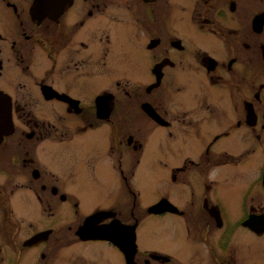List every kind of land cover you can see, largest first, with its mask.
Here are the masks:
<instances>
[{"label": "flooded vegetation", "instance_id": "af4514ba", "mask_svg": "<svg viewBox=\"0 0 264 264\" xmlns=\"http://www.w3.org/2000/svg\"><path fill=\"white\" fill-rule=\"evenodd\" d=\"M263 46L264 0H0V264H239L237 228L264 237L242 224L264 213Z\"/></svg>", "mask_w": 264, "mask_h": 264}, {"label": "rangeland", "instance_id": "374dc122", "mask_svg": "<svg viewBox=\"0 0 264 264\" xmlns=\"http://www.w3.org/2000/svg\"><path fill=\"white\" fill-rule=\"evenodd\" d=\"M155 151L154 148L151 146L148 151V157L149 154L151 155L152 152ZM128 152V151H127ZM259 163L258 165H260ZM168 165V164H167ZM165 164H162L161 167L157 165L156 163H153V161H149L148 158H145L140 165L139 169L137 171L144 172V171H150L152 169L154 170H169L168 166ZM248 164H233L234 168L226 166L222 167V171H229V176L233 177L230 179V182L234 184V188L230 189L226 187L228 183H223L221 187L218 189L217 194L221 196L222 203L224 207L227 208L226 213L229 214L231 218H241L245 216V210L242 206H233L231 207L235 202H238L239 198L236 195V189L235 186L241 183L237 178L236 171L237 170H244L247 169ZM258 167V166H257ZM257 168H255L256 170ZM145 183H142V202L143 203H151L153 200L156 199V197H159L160 195L166 193L167 191L172 192V189L166 185H162L157 183L156 187L154 188H148L146 187ZM94 193V192H93ZM94 198L88 199L83 203V209L85 211L91 210L97 205L95 204ZM103 205L107 204L105 202L101 203ZM248 213V212H246ZM170 234V231L160 233V238L166 239L168 238ZM157 235V234H156ZM156 235L152 236V238L156 239ZM237 238L239 240L238 242V251H237V258L239 264H264V237L263 238H257L256 236L250 235L246 230L238 227L237 228ZM241 241V242H240ZM241 257L244 259L242 260ZM243 261V262H242Z\"/></svg>", "mask_w": 264, "mask_h": 264}, {"label": "water", "instance_id": "95a60500", "mask_svg": "<svg viewBox=\"0 0 264 264\" xmlns=\"http://www.w3.org/2000/svg\"><path fill=\"white\" fill-rule=\"evenodd\" d=\"M263 54H264V46H263ZM168 204H169L168 201L162 200L155 207H153L152 210L153 209H156L155 211L168 210V209H170L168 207ZM242 224H243V226L248 227L249 229L254 231L256 234L262 235V234H264V213H261V214L250 213L248 215V217L243 221ZM132 229H134V228H132ZM132 232L135 236V233L133 230H132ZM127 252H128V250H127ZM132 254L130 256L131 258H132ZM127 256H129V254Z\"/></svg>", "mask_w": 264, "mask_h": 264}]
</instances>
